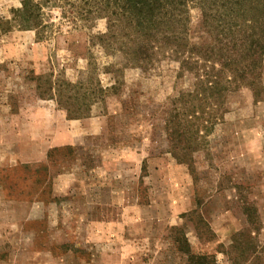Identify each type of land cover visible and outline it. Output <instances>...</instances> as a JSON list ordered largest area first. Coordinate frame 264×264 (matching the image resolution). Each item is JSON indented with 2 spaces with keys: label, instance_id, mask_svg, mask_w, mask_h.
<instances>
[{
  "label": "rangeland",
  "instance_id": "obj_1",
  "mask_svg": "<svg viewBox=\"0 0 264 264\" xmlns=\"http://www.w3.org/2000/svg\"><path fill=\"white\" fill-rule=\"evenodd\" d=\"M22 1L0 0V264H264V56L209 96L220 66L189 52L225 43L197 4L187 49L137 65L90 0H32L36 29Z\"/></svg>",
  "mask_w": 264,
  "mask_h": 264
},
{
  "label": "trees",
  "instance_id": "obj_2",
  "mask_svg": "<svg viewBox=\"0 0 264 264\" xmlns=\"http://www.w3.org/2000/svg\"><path fill=\"white\" fill-rule=\"evenodd\" d=\"M84 4L91 6L94 13L107 20L108 33L104 36V42L116 41L115 39L122 35L121 39L125 42H120L118 50L123 55H129L137 65L162 51L167 54H180L181 48L187 49L184 43L186 41L182 38V21H186L188 6L197 4L204 24L218 25V33L222 35L225 43L216 41L222 47L213 45L202 52L201 48H193L192 52H189L220 66L216 74L206 81L208 87L205 92L209 96L218 95L221 78L225 72L234 81L254 84L246 81V76L262 67L264 0H90L88 4L86 1ZM39 10L40 3L32 0L22 1L21 8L12 11L13 20L18 22L22 29H36L40 25ZM90 14L87 12V15ZM198 57L195 60H198ZM194 63L196 65L197 61ZM68 87L75 88L70 84ZM198 95L200 96L196 93L194 99L199 100ZM80 98L85 100L84 96ZM188 263L212 264L207 257L198 255H189Z\"/></svg>",
  "mask_w": 264,
  "mask_h": 264
},
{
  "label": "crops",
  "instance_id": "obj_3",
  "mask_svg": "<svg viewBox=\"0 0 264 264\" xmlns=\"http://www.w3.org/2000/svg\"><path fill=\"white\" fill-rule=\"evenodd\" d=\"M58 178H61V177L59 176ZM61 179H63V177Z\"/></svg>",
  "mask_w": 264,
  "mask_h": 264
}]
</instances>
